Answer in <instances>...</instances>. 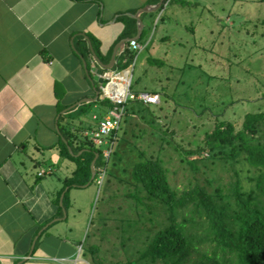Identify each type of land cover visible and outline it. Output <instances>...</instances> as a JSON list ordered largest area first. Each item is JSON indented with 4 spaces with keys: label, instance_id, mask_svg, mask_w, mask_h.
Returning a JSON list of instances; mask_svg holds the SVG:
<instances>
[{
    "label": "crops",
    "instance_id": "obj_1",
    "mask_svg": "<svg viewBox=\"0 0 264 264\" xmlns=\"http://www.w3.org/2000/svg\"><path fill=\"white\" fill-rule=\"evenodd\" d=\"M151 1L0 0V264H90L76 255L93 184L71 189L67 217L57 216L64 180L76 169L54 147L59 123L84 100L100 97L89 78L100 67L93 41L98 58L109 64L126 29L121 17L137 21L139 11L156 5ZM158 10L142 12V33ZM136 25L129 39H137ZM127 49L129 42L117 59ZM78 112L66 115L64 124L94 125L85 115L73 121ZM48 168L52 174L39 175Z\"/></svg>",
    "mask_w": 264,
    "mask_h": 264
},
{
    "label": "rangeland",
    "instance_id": "obj_2",
    "mask_svg": "<svg viewBox=\"0 0 264 264\" xmlns=\"http://www.w3.org/2000/svg\"><path fill=\"white\" fill-rule=\"evenodd\" d=\"M186 1L174 0L155 14L143 38L147 50L138 55L132 86L133 92L159 96L153 106L161 107L156 115L163 127L158 128H168L169 134L160 139L148 121L131 112L119 138L160 156L174 187L184 190L199 182L214 191L228 184L232 173L212 161H198L196 170L185 161L193 158L185 150L202 147L218 120L232 122L239 130L246 114L264 110V3ZM154 57L165 63L152 65L148 58ZM96 111L92 106L84 115L92 119ZM119 178L110 184L105 177L102 185L96 181L89 189L90 205L84 210L86 221L76 259L84 258V248L90 244H99L106 264L137 260L151 232L160 229L165 219L162 208L137 210L129 198L135 185L122 173ZM140 196L153 204L146 193Z\"/></svg>",
    "mask_w": 264,
    "mask_h": 264
},
{
    "label": "trees",
    "instance_id": "obj_3",
    "mask_svg": "<svg viewBox=\"0 0 264 264\" xmlns=\"http://www.w3.org/2000/svg\"><path fill=\"white\" fill-rule=\"evenodd\" d=\"M168 1H164L162 9ZM173 1L170 0L168 5ZM260 1L264 3V0ZM151 2L157 4L160 0ZM181 2L187 3L186 0ZM121 20L126 24L122 39L135 36L137 21L126 16ZM145 34L143 31L141 41ZM93 46L99 56V43L93 41ZM136 56L134 51L125 50L113 69L129 68ZM148 61L152 65L165 63L155 57L148 58ZM98 91L101 94L100 88ZM157 93L153 91V94ZM92 106L96 107L95 114L102 118L114 104L99 97L95 103H84L61 116V139L54 147L63 159L74 162L76 169L71 177L64 180L58 197V217H63L64 209L68 210L71 205V189L95 183L99 179V170L106 168L108 183L114 184L122 173L126 175V181L135 185V193L129 194V198L134 199L137 210L148 208L152 211L159 206L165 214L160 229L151 232L148 244L137 260L111 264H264V110L246 114L239 130L232 122L218 120L215 129L206 134L202 147L195 151L185 150L186 155L193 157L185 161L196 170L199 169L198 161H212L213 164L221 163L232 173L228 184L211 191L199 182L184 190L174 187L160 156L149 155L124 137L119 138L122 125L110 137L113 152L106 161L104 148L96 146L84 135L82 120L72 127L64 124L66 115L78 110L72 120L81 119ZM153 106L156 104L130 101L123 121L127 122L131 112L132 116L140 115L156 129L154 134L164 140L163 136L169 134V129H161L163 124L158 122L161 117L156 115L161 107L158 110ZM97 154L99 158L92 180V163ZM119 180L124 181L122 177ZM210 186H213L212 182ZM63 193L65 196L61 203ZM141 193H146V199L153 204L145 203ZM84 249L83 256L90 264H106L100 256L99 244H90Z\"/></svg>",
    "mask_w": 264,
    "mask_h": 264
},
{
    "label": "built area",
    "instance_id": "obj_4",
    "mask_svg": "<svg viewBox=\"0 0 264 264\" xmlns=\"http://www.w3.org/2000/svg\"><path fill=\"white\" fill-rule=\"evenodd\" d=\"M166 3L165 7L169 4ZM146 45L142 44L138 39L129 41L130 50L134 51L135 57L132 65L124 70L115 69L110 71L105 78V83L101 86V99H109L114 106L108 110L105 116L100 118L97 114L93 116L94 125L85 129L84 135L90 139L96 146L104 148V158L109 161L113 152V142L110 137L115 131L119 130L126 114V105L130 101H142L145 104L159 102L158 95H149L146 93L133 92L134 72L137 65L138 55L142 53ZM51 168L40 171V176L52 174ZM106 174V168L99 170L98 183L102 185Z\"/></svg>",
    "mask_w": 264,
    "mask_h": 264
},
{
    "label": "water",
    "instance_id": "obj_5",
    "mask_svg": "<svg viewBox=\"0 0 264 264\" xmlns=\"http://www.w3.org/2000/svg\"><path fill=\"white\" fill-rule=\"evenodd\" d=\"M164 1L165 0H160V2L158 4L152 6L151 8H145V9L139 11L134 16L137 19V21H138V37H137V39H139L141 37L142 30H143V20L141 18L142 12L146 11L147 9L148 10L149 9H160L163 6ZM130 40L131 39L127 38V39H123V40H121V42H119V44L114 49V53H113L112 59H111L109 64H104L103 62H101V60L98 58L97 54L95 53L94 49L92 48L93 56L98 60V62L100 64L99 65L100 67H94V68L91 69V72L95 73L94 77L92 78V77L89 76L90 81L92 82V84L94 85L95 90L97 91V98L99 97V91L97 90V87H96L95 83H97V82L100 83V84H104L105 83V78L108 76V74L110 73V70L113 68V66L115 64L119 49L122 48L125 45V43L129 42ZM84 62H85L86 70H87V72H89L87 63H86V61H84ZM92 100L93 99H86L82 103H85V102H88V101H92ZM69 150H70L71 153H73L71 147H69ZM98 158H99V154L96 155V158L94 159V161L92 163V172H93L92 180H94V178H95V172H96L95 171V164H96V161L98 160ZM88 185H90V183L85 185V186H88ZM64 196H65V193H63V195L61 197V203H63ZM64 217L65 218L67 217V210L66 209H64Z\"/></svg>",
    "mask_w": 264,
    "mask_h": 264
}]
</instances>
